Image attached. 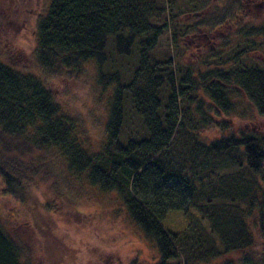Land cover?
<instances>
[{
  "label": "trees",
  "instance_id": "obj_1",
  "mask_svg": "<svg viewBox=\"0 0 264 264\" xmlns=\"http://www.w3.org/2000/svg\"><path fill=\"white\" fill-rule=\"evenodd\" d=\"M195 1L50 0L37 20L35 72L0 58V177L6 194L21 197L26 179L45 163L31 155L57 151L70 171H87L92 185L122 198L156 241L155 264H202L233 253H242L240 264H264L252 250L255 229L264 239V132L204 135L228 128L221 114L264 116V65L239 50L220 63L224 68L194 74L177 67L170 50L162 59L154 55L173 21L182 33L176 29L173 46L184 31L196 34L192 25L204 27L181 19L210 2L197 0L203 8L195 13ZM228 16L216 10L205 25ZM216 49L207 55L219 60L225 48ZM87 67L97 71L108 101L105 141L96 152L85 147L45 78L84 75ZM171 212L185 218L182 230L164 227ZM21 251L0 219V264H24Z\"/></svg>",
  "mask_w": 264,
  "mask_h": 264
},
{
  "label": "rangeland",
  "instance_id": "obj_2",
  "mask_svg": "<svg viewBox=\"0 0 264 264\" xmlns=\"http://www.w3.org/2000/svg\"><path fill=\"white\" fill-rule=\"evenodd\" d=\"M196 1L198 13L203 4ZM49 2L0 0V58L4 62L35 72L37 20ZM216 10L224 13L229 10V16L217 25H205L204 19ZM190 13L181 19L202 21L204 27L192 25L194 30L197 28L196 34L183 30L180 47L173 46L174 32L181 31L173 21L155 49L157 59L170 50L177 67L183 68L185 64L197 74L224 68L220 65L222 61L233 59L236 52L243 50L249 63L264 65V33H259L264 32V0H210L199 15ZM251 28L253 34L245 36L244 32ZM216 47L225 48L219 60L214 53L207 55L211 50L217 51ZM45 78L61 111L76 120L85 147L98 151L105 141L108 101L106 94L100 95L95 68L87 67L80 76ZM217 118L226 122L228 128L206 130L207 139L241 130L264 132V116L242 117L234 113ZM31 156H42L40 162L45 163H38V171L26 179L21 197L6 194L0 177V219L6 231L21 244L24 264H155L160 260L156 241L133 221L116 192H103L92 185L87 171H70L66 158L57 151H41ZM163 225L177 232L186 226V221L181 213L171 212ZM254 232L256 243L252 250L264 256V239L257 229ZM241 256L242 253H233L202 264H221L227 260L240 264Z\"/></svg>",
  "mask_w": 264,
  "mask_h": 264
}]
</instances>
